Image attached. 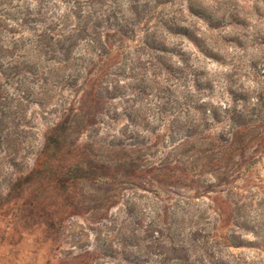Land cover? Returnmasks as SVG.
<instances>
[{
	"label": "trees",
	"instance_id": "trees-1",
	"mask_svg": "<svg viewBox=\"0 0 264 264\" xmlns=\"http://www.w3.org/2000/svg\"><path fill=\"white\" fill-rule=\"evenodd\" d=\"M219 1L185 0L211 28L225 18L213 12L232 9ZM173 2L0 0V152L19 171L0 205L12 203L43 246L60 247L73 215L106 212V246H77L80 262L103 253L119 264H223L222 249L253 243L247 233L264 247V222L234 190L264 149V88L224 84L217 98L190 50L171 40L185 37L205 56L209 44L155 12ZM56 84L69 97L36 145L27 112ZM21 155L31 159L24 171Z\"/></svg>",
	"mask_w": 264,
	"mask_h": 264
},
{
	"label": "rangeland",
	"instance_id": "rangeland-1",
	"mask_svg": "<svg viewBox=\"0 0 264 264\" xmlns=\"http://www.w3.org/2000/svg\"><path fill=\"white\" fill-rule=\"evenodd\" d=\"M195 1L213 8L218 7L220 2ZM225 5L232 8L231 12H223L224 7L213 12L217 17L225 15L221 24L215 28L187 12L185 0L158 6L155 12L169 14L177 20L187 22L209 44L213 53L205 56L185 37L174 36L171 40L190 50L193 61L216 84L217 98H221V87L224 84L257 94L264 88V0H228ZM65 96L69 97L65 91L60 90L58 84L47 95L45 106L33 104L28 110L27 118L32 125L31 134L36 145L42 143L46 128L58 116L59 107L55 104ZM117 128L118 126L115 127ZM9 160L7 154L0 152V192L3 194L10 181L19 173L9 164ZM19 160L24 166L20 171L25 170V160L31 162L24 155ZM250 167V176L238 178L234 182L236 198L246 205L252 217L264 222V149H258L254 153ZM29 193L30 190L25 191L21 199L27 198ZM14 208L12 203L0 205V264H89V260L79 261L83 256L77 255L80 250L77 246L87 249L106 246V231L112 226L108 222L106 227V212L101 218L73 215L66 222L67 239L60 243L59 248L51 249L48 243V247L41 244L38 234L31 233L32 225L27 218L22 217L21 213L17 217L13 215ZM115 212L116 209H113L112 213ZM245 237L253 243L225 248L219 252L223 264H264V247L254 240V234L247 233ZM90 264H119V261L101 253Z\"/></svg>",
	"mask_w": 264,
	"mask_h": 264
}]
</instances>
